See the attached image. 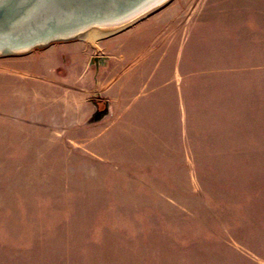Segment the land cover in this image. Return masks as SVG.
I'll return each mask as SVG.
<instances>
[{"label": "rangeland", "instance_id": "1", "mask_svg": "<svg viewBox=\"0 0 264 264\" xmlns=\"http://www.w3.org/2000/svg\"><path fill=\"white\" fill-rule=\"evenodd\" d=\"M0 264H264V0L0 57Z\"/></svg>", "mask_w": 264, "mask_h": 264}, {"label": "water", "instance_id": "2", "mask_svg": "<svg viewBox=\"0 0 264 264\" xmlns=\"http://www.w3.org/2000/svg\"><path fill=\"white\" fill-rule=\"evenodd\" d=\"M172 0H0V57H21L56 43L89 35H115L165 7ZM110 56H94L96 72ZM103 104L99 109V104ZM91 125L111 115V102L91 99Z\"/></svg>", "mask_w": 264, "mask_h": 264}, {"label": "bare ground", "instance_id": "3", "mask_svg": "<svg viewBox=\"0 0 264 264\" xmlns=\"http://www.w3.org/2000/svg\"><path fill=\"white\" fill-rule=\"evenodd\" d=\"M172 1H173V0H172ZM172 1H171V2H172ZM167 5H168V4H167ZM167 5H166V6H167ZM166 6H165V7H166ZM163 8H164V7H163ZM163 8H161V9H163ZM161 9H160V10H161ZM158 11H159V10H158ZM156 12H157V11H156ZM156 12H155V13H156ZM153 14H154V13H153ZM151 15H152V14H151ZM151 15H149V16H151ZM149 16H148V17H149ZM146 18H147V17H146ZM143 20H144V19H143ZM108 36H111V35H108ZM108 36H105V35H99V32H97V33H93V34L89 35L86 39H87V40L96 41V40H100V39H103V38L108 37ZM84 40H85V39H84Z\"/></svg>", "mask_w": 264, "mask_h": 264}, {"label": "flooded vegetation", "instance_id": "4", "mask_svg": "<svg viewBox=\"0 0 264 264\" xmlns=\"http://www.w3.org/2000/svg\"><path fill=\"white\" fill-rule=\"evenodd\" d=\"M98 100H100V99H98ZM102 101H104V100H102ZM99 109H101L102 108V106H104L102 103L101 104H99Z\"/></svg>", "mask_w": 264, "mask_h": 264}]
</instances>
